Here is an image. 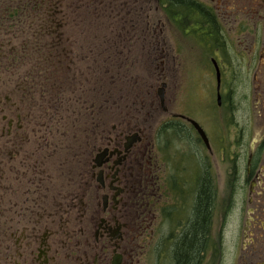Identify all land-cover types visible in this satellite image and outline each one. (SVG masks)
Returning a JSON list of instances; mask_svg holds the SVG:
<instances>
[{"label": "rangeland", "instance_id": "374dc122", "mask_svg": "<svg viewBox=\"0 0 264 264\" xmlns=\"http://www.w3.org/2000/svg\"><path fill=\"white\" fill-rule=\"evenodd\" d=\"M2 1L0 91L10 98L8 115L23 114L28 137L19 141L22 160L12 183L31 182V164H22L32 163L39 145L55 226L64 225L70 196L80 191L86 138L88 147L98 125L106 137L131 108L143 116L167 78L184 110L188 97L194 100L189 108L215 144L220 137L227 142L214 144L209 160L217 192L210 231L218 250L205 262L264 264V0H198L227 40L220 55L174 26L157 0ZM215 62L227 108L216 103ZM255 149L258 177L250 195L253 176L246 181V173ZM141 264L174 263L168 249L164 259Z\"/></svg>", "mask_w": 264, "mask_h": 264}, {"label": "flooded vegetation", "instance_id": "af4514ba", "mask_svg": "<svg viewBox=\"0 0 264 264\" xmlns=\"http://www.w3.org/2000/svg\"><path fill=\"white\" fill-rule=\"evenodd\" d=\"M160 79L163 103L158 92L152 94L143 116L131 108L106 137L98 125L88 147L86 138L80 191L70 196L67 220L58 228L55 202L45 193L39 145L30 154L32 163L22 164H31V182L12 183L18 172L14 166L22 160L19 141L28 137L23 114L17 110L9 116L10 98L0 91V264H141L147 257L155 262L166 257L192 212L194 203H186L189 192L199 188L203 173L213 186L209 160L215 142L189 108L188 101L194 100L188 97L184 110L167 78ZM216 103L227 108L229 101L222 96ZM191 120L204 130L209 144ZM216 144L225 147L227 142L220 137ZM201 152L206 158L199 157ZM246 176V181L253 176L254 187L258 174L253 164ZM214 211L212 206V217Z\"/></svg>", "mask_w": 264, "mask_h": 264}, {"label": "trees", "instance_id": "16d2710c", "mask_svg": "<svg viewBox=\"0 0 264 264\" xmlns=\"http://www.w3.org/2000/svg\"><path fill=\"white\" fill-rule=\"evenodd\" d=\"M157 1L174 26L181 28L185 33L189 31H192V35L196 33L197 36L194 37L198 42L213 53L216 54L218 50L224 51L217 16L213 15V11L206 5L198 0ZM3 10L4 15L11 14L9 9ZM49 30L53 28L49 27ZM204 31H208V34H204ZM258 161L256 155L254 169ZM199 184V188L191 192L194 199L192 200L190 196L186 201L188 205L194 203V206L183 231L170 244L169 250L174 264H208V262L211 264V261L205 262L207 257L209 255L216 257L218 244L212 238L210 229L212 206L215 208L217 192L206 173L202 174Z\"/></svg>", "mask_w": 264, "mask_h": 264}, {"label": "water", "instance_id": "95a60500", "mask_svg": "<svg viewBox=\"0 0 264 264\" xmlns=\"http://www.w3.org/2000/svg\"><path fill=\"white\" fill-rule=\"evenodd\" d=\"M215 67H216V71H217V92H218V101L220 102L221 100V94H220V89H221V73L220 70L216 64V62L214 63ZM165 85L163 84V86L158 90V96L161 100V102H164V96H165V90H164ZM191 123L193 124V126L197 129V131L199 132L200 136L202 137L203 141L206 144H209L208 142V138L206 133L204 132V130L200 127V125L195 122V121H191ZM250 163V162H249ZM254 192L253 187H251L250 190V195ZM252 199H249V203H251Z\"/></svg>", "mask_w": 264, "mask_h": 264}, {"label": "bare ground", "instance_id": "6f19581e", "mask_svg": "<svg viewBox=\"0 0 264 264\" xmlns=\"http://www.w3.org/2000/svg\"><path fill=\"white\" fill-rule=\"evenodd\" d=\"M191 121H193V120H191Z\"/></svg>", "mask_w": 264, "mask_h": 264}]
</instances>
